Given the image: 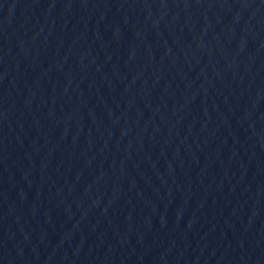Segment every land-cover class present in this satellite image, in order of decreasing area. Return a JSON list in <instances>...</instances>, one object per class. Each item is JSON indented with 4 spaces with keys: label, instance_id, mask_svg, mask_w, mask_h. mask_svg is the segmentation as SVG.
Segmentation results:
<instances>
[{
    "label": "water",
    "instance_id": "obj_1",
    "mask_svg": "<svg viewBox=\"0 0 264 264\" xmlns=\"http://www.w3.org/2000/svg\"><path fill=\"white\" fill-rule=\"evenodd\" d=\"M0 264H264V0H0Z\"/></svg>",
    "mask_w": 264,
    "mask_h": 264
}]
</instances>
